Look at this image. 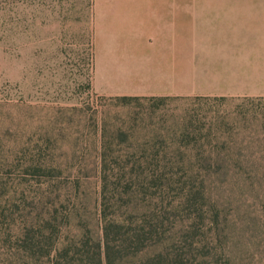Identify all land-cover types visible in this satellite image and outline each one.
I'll return each mask as SVG.
<instances>
[{
	"label": "rangeland",
	"instance_id": "rangeland-1",
	"mask_svg": "<svg viewBox=\"0 0 264 264\" xmlns=\"http://www.w3.org/2000/svg\"><path fill=\"white\" fill-rule=\"evenodd\" d=\"M91 62L89 0H0L1 231L6 233L2 219L16 217L43 192L45 173L29 166L50 164L58 167L60 183L76 182L75 203L65 201L75 210L72 222L97 236L101 137L120 129L133 132L126 143L157 136L171 145L185 127L204 137L196 144L224 151L219 168L202 174L216 199L229 255L218 264H264V96L120 100L94 91ZM13 258L12 264H26ZM144 259L119 264H146Z\"/></svg>",
	"mask_w": 264,
	"mask_h": 264
},
{
	"label": "trees",
	"instance_id": "trees-1",
	"mask_svg": "<svg viewBox=\"0 0 264 264\" xmlns=\"http://www.w3.org/2000/svg\"><path fill=\"white\" fill-rule=\"evenodd\" d=\"M178 130L171 145L157 136L126 143L133 132L120 129L101 137L95 237L72 222L75 210L65 202L75 203L76 182L60 183L57 166L30 165L33 172L45 173L44 189L30 198L31 207L20 196L23 206L16 217L6 221L3 216L0 264H12L13 257L26 264H119L141 255L146 264H218L228 257L216 199L203 176L219 168L224 151L196 144L204 138L196 131ZM192 173L200 178L192 179Z\"/></svg>",
	"mask_w": 264,
	"mask_h": 264
},
{
	"label": "crops",
	"instance_id": "crops-1",
	"mask_svg": "<svg viewBox=\"0 0 264 264\" xmlns=\"http://www.w3.org/2000/svg\"><path fill=\"white\" fill-rule=\"evenodd\" d=\"M108 96H264V0H89Z\"/></svg>",
	"mask_w": 264,
	"mask_h": 264
}]
</instances>
